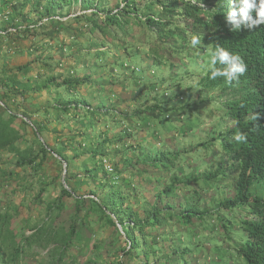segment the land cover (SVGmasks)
Returning a JSON list of instances; mask_svg holds the SVG:
<instances>
[{
  "label": "trees",
  "instance_id": "16d2710c",
  "mask_svg": "<svg viewBox=\"0 0 264 264\" xmlns=\"http://www.w3.org/2000/svg\"><path fill=\"white\" fill-rule=\"evenodd\" d=\"M25 5L37 16L35 30L50 28L52 37H44L59 48L60 58L39 54L0 68V264H264V24L231 30L230 0H23ZM75 7L80 13L68 15ZM63 10L65 21L52 19L62 18ZM9 28L16 32L7 33ZM68 29L78 33L65 40ZM109 29L119 56L127 54L133 33L151 34L149 65L165 61L171 68L173 54L189 52L204 56L208 66L209 50L217 46L243 59L247 71L238 82L212 79L208 67L199 82L223 100L227 118L225 156L209 170L184 174L164 149L134 143L131 127L94 132L87 117L104 118L108 107L82 104V93L79 101L63 97L62 89L74 97L79 89L87 96L92 87L109 90L120 123L132 117L134 104L141 108L136 115L157 110L107 77L104 71L116 62L95 78L71 70L86 53L107 62L108 41L100 37ZM28 32L0 26V57L8 38ZM83 33L87 39H76ZM193 35L202 41L196 48L190 46ZM124 36L129 42L122 44ZM81 42L92 47L83 52ZM39 97L45 102L34 104ZM27 122L31 140L22 130ZM53 125L64 130L49 140L45 133ZM239 133L245 139L238 142ZM103 226L115 234L96 238L93 229ZM204 232L213 247L196 244Z\"/></svg>",
  "mask_w": 264,
  "mask_h": 264
},
{
  "label": "rangeland",
  "instance_id": "374dc122",
  "mask_svg": "<svg viewBox=\"0 0 264 264\" xmlns=\"http://www.w3.org/2000/svg\"><path fill=\"white\" fill-rule=\"evenodd\" d=\"M22 2L23 0H12L8 3L5 0H0V22L2 21L0 26L5 27L8 23L15 27H28L29 30L28 33H21L16 37L8 38L3 43L1 56L4 55V57H0V68L2 65L5 69L8 66L22 65L39 54L44 58L52 57L54 62L60 58L59 48L55 43H52L53 41H49L48 37H44L47 34L52 37L50 28L44 30V33L35 30L38 21L36 20L37 16L30 11L29 6L22 7ZM108 2L110 5H114L115 0H108ZM62 13V18H66V10H63ZM79 13L78 7H75L68 15L75 16ZM62 28L66 30L64 25ZM134 29L136 30V28ZM75 33L78 32H71L68 29L67 32L63 31L62 37L67 40ZM114 37V30L110 29L100 37L101 41H108L106 47L109 48V51L106 59H104L107 62L103 61V58L95 59L93 53H86L75 61L70 67L71 70L77 75L91 74L95 78V74H98L100 70L104 71L101 68L111 65V62H116L104 71L107 77L114 80V84L118 88L122 84L126 86L125 91L130 94L134 93L136 102L141 100L142 106H157V110L153 112L146 110L142 115H136V110H141V108H136L137 104H134L132 117L120 123V120L112 112L114 106L118 108L117 100L115 94L110 93L109 90L97 91L95 87H92L90 88L91 95L87 96V93L79 89L72 91V93L75 92L74 97L67 90L62 89L63 97L70 101L78 100V94L81 95L82 93L84 95V99L81 100L82 104H91L98 110L102 109L103 104L108 107L107 110L110 114L104 118L99 116L87 117V123L88 121L91 123L92 130L95 132L99 129L110 133L113 130L119 131L122 128L129 129L131 127L134 143H139L140 147L145 149L152 147L154 151H157L158 148L164 149V157L168 158L170 155L175 157L173 162L175 165L181 166L184 174L198 175L200 174L199 171L209 170L210 166L224 158L225 155L221 151V135L226 130L225 106L222 105L223 100L217 99L214 93L205 90L199 83L204 76V70L208 67L206 58L200 54L194 55L184 52L177 55L173 54L171 58L174 60V65L171 68L165 61L164 65L156 63L149 65L146 57H149L147 47L153 44L151 34L147 31L146 33L142 31L133 33L132 43H127L129 46L126 49L127 54H122V56L115 55L116 53L113 52V45L110 43ZM82 38L87 39V35L79 34L76 39L82 40ZM123 39L120 43L129 42V38L126 36ZM81 43L79 48L83 52L92 47L88 42L86 44ZM48 44L53 45L54 48H47ZM85 91L89 93L88 89ZM93 97L101 101H93ZM145 100H150V102L146 103ZM32 102L34 104L43 103L45 98L39 97ZM79 124L81 123L79 122ZM27 125L29 128L22 130L26 137L31 140L32 132L30 129L32 128L29 122ZM63 130L62 127L53 125L45 133V136L51 140V134H61ZM42 138L44 137L42 136ZM85 141L89 142L87 139ZM172 151H175V155ZM196 168L197 170H194ZM52 172L60 173L54 167ZM93 231L97 233L96 238L100 237L101 239H107L115 234L113 228L104 226L99 229L94 228ZM93 231L90 234L91 237L94 236ZM208 232L215 235L211 230ZM208 232L200 233L195 237L196 244L208 246L207 243L209 242L210 247H213L212 240L208 238ZM192 242L193 240L190 242L191 246Z\"/></svg>",
  "mask_w": 264,
  "mask_h": 264
},
{
  "label": "clouds",
  "instance_id": "9594fccd",
  "mask_svg": "<svg viewBox=\"0 0 264 264\" xmlns=\"http://www.w3.org/2000/svg\"><path fill=\"white\" fill-rule=\"evenodd\" d=\"M255 13V15H253ZM226 21L232 26L233 31L245 28L253 29L261 24H264V0H230L229 10L226 13ZM202 43L197 35H193L190 41V46L196 48ZM208 70L210 78L215 79L218 76H223L226 82L239 81V78L247 71V65L243 59L235 53L229 52L227 49L217 46L214 51L209 50ZM219 62L225 65L223 69L216 68ZM236 141L245 139L243 133L235 134Z\"/></svg>",
  "mask_w": 264,
  "mask_h": 264
},
{
  "label": "built area",
  "instance_id": "2783aa9c",
  "mask_svg": "<svg viewBox=\"0 0 264 264\" xmlns=\"http://www.w3.org/2000/svg\"><path fill=\"white\" fill-rule=\"evenodd\" d=\"M52 19H56V20H58V21H65L67 18H58V17H55V18H52ZM43 22H46V20H43ZM16 32V30L15 29H13V28H9L8 30H7V33H15ZM5 33V32H4ZM4 33H0V35H4ZM118 228H119V230H120V227L119 226H117Z\"/></svg>",
  "mask_w": 264,
  "mask_h": 264
},
{
  "label": "water",
  "instance_id": "95a60500",
  "mask_svg": "<svg viewBox=\"0 0 264 264\" xmlns=\"http://www.w3.org/2000/svg\"><path fill=\"white\" fill-rule=\"evenodd\" d=\"M63 175H64V173H63Z\"/></svg>",
  "mask_w": 264,
  "mask_h": 264
}]
</instances>
